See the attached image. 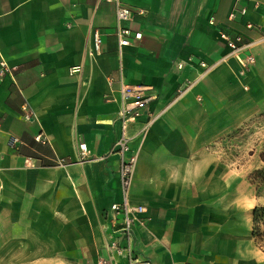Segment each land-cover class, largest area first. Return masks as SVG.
<instances>
[{
    "label": "crops",
    "instance_id": "0c3cea01",
    "mask_svg": "<svg viewBox=\"0 0 264 264\" xmlns=\"http://www.w3.org/2000/svg\"><path fill=\"white\" fill-rule=\"evenodd\" d=\"M256 1L120 0L133 13L122 25L142 37L119 55L115 1L0 0V58L14 67L0 81V264L57 254L68 264L110 255L128 264L111 247L128 243L123 222L107 217L122 199L112 150L119 103L106 99L120 76L152 86L154 96L128 130L138 151L129 200L146 208L130 226L134 256L143 264H255L245 258L256 243L253 209L242 213L231 201L257 194L256 184L235 179L239 170L213 146L264 112V0ZM222 32L242 35L241 53L255 57L242 77L235 60L222 61L231 50ZM10 136L20 139L14 147Z\"/></svg>",
    "mask_w": 264,
    "mask_h": 264
},
{
    "label": "built area",
    "instance_id": "2783aa9c",
    "mask_svg": "<svg viewBox=\"0 0 264 264\" xmlns=\"http://www.w3.org/2000/svg\"><path fill=\"white\" fill-rule=\"evenodd\" d=\"M116 2V15L118 20L117 26V35H118V52L119 55L122 54L123 47L131 43V37L133 36L136 39L142 37V31H132L131 28L122 25L123 21L129 20L132 18L131 8L121 4L120 0H109ZM255 1L257 4L258 2ZM242 13L246 12V7L240 9ZM234 16V14H232ZM249 27H253L252 24H248ZM255 27L258 30H263V25L257 24ZM221 37L227 41L228 46L230 47V53L225 56L222 61H230L231 59L235 60L238 67V75L240 77L244 76L249 67L254 64L255 57L252 53L243 54L241 50L246 47L242 42V35H237L235 39H231L225 32L221 33ZM103 39L99 30H94L93 33V51L95 53L101 52V45ZM192 60V58H190ZM179 67L183 66V63L180 62ZM200 65L204 68V73H207L211 68L205 61H200ZM14 74V67L11 66L8 61L4 58H0V81H2L7 75ZM114 83V79L110 80V85ZM117 86L111 88L112 93L106 97L107 101H117L119 103L118 110V119L121 126V134L118 140L115 142L112 150L118 153L119 164H118V175L120 178V185L122 191V199L119 202H113L109 209L107 210V217L113 221L115 219L121 218L123 226L121 230L125 234V237L128 241L127 245L120 247L116 241L111 243V247H114L118 252L125 251L126 256L128 257V264H143L144 261L135 257L133 254V249L131 246V222L136 219H141V213L146 210L145 206L142 204H133L129 200L130 188L133 183L134 170L137 159V150H133L131 147V141L133 136L129 133V126L131 122H135L137 118L141 117L144 112L147 104L154 97L150 91L153 89L152 86L142 83H130L127 82L122 76L116 81ZM191 82H186L185 86L180 89L179 94H182L189 86ZM116 92V94H115ZM29 114L23 115V117H28ZM155 117L150 116L144 126L141 128L142 131H146L148 126L153 122ZM39 138V137H38ZM20 142V139L17 136H10L9 145L14 147ZM83 153H85V144H81ZM28 165L32 164L33 161L26 159L25 161ZM140 222H142L140 220ZM113 258L110 255L109 257H100L96 264H113Z\"/></svg>",
    "mask_w": 264,
    "mask_h": 264
},
{
    "label": "rangeland",
    "instance_id": "374dc122",
    "mask_svg": "<svg viewBox=\"0 0 264 264\" xmlns=\"http://www.w3.org/2000/svg\"><path fill=\"white\" fill-rule=\"evenodd\" d=\"M213 149L225 165L238 169L239 172H246L245 177L250 179L253 172L264 168V112L225 134L214 144ZM256 187L257 194L264 195V185L258 186L256 183ZM262 228L264 229V225ZM255 240L256 243H260L264 241V236Z\"/></svg>",
    "mask_w": 264,
    "mask_h": 264
},
{
    "label": "clouds",
    "instance_id": "9594fccd",
    "mask_svg": "<svg viewBox=\"0 0 264 264\" xmlns=\"http://www.w3.org/2000/svg\"><path fill=\"white\" fill-rule=\"evenodd\" d=\"M247 175L246 172H236L235 179H243ZM175 177L173 182L179 180L178 174H173ZM187 181V177H185V182ZM257 205H264V195H257L255 191H246L242 194H238L231 201V206L237 209L242 213H249L253 208ZM250 247L247 249V255L245 258H250L255 262V264H264V241L260 243L249 242ZM16 256L13 255L8 264H12L13 260H15ZM30 264H68L66 259L62 257V255L57 254L54 257L40 258L37 260H33Z\"/></svg>",
    "mask_w": 264,
    "mask_h": 264
},
{
    "label": "trees",
    "instance_id": "16d2710c",
    "mask_svg": "<svg viewBox=\"0 0 264 264\" xmlns=\"http://www.w3.org/2000/svg\"><path fill=\"white\" fill-rule=\"evenodd\" d=\"M264 160V157H263ZM250 179L253 183H258L264 185V168L256 170L250 175ZM264 205H257L253 208V226H252V236L255 239L262 238L264 236Z\"/></svg>",
    "mask_w": 264,
    "mask_h": 264
}]
</instances>
